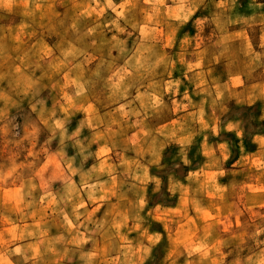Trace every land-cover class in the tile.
I'll list each match as a JSON object with an SVG mask.
<instances>
[{
	"label": "clouds",
	"instance_id": "obj_1",
	"mask_svg": "<svg viewBox=\"0 0 264 264\" xmlns=\"http://www.w3.org/2000/svg\"><path fill=\"white\" fill-rule=\"evenodd\" d=\"M0 264H264V0H0Z\"/></svg>",
	"mask_w": 264,
	"mask_h": 264
}]
</instances>
